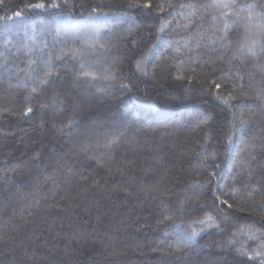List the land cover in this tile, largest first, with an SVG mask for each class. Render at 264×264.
<instances>
[{
    "label": "trees",
    "instance_id": "1",
    "mask_svg": "<svg viewBox=\"0 0 264 264\" xmlns=\"http://www.w3.org/2000/svg\"><path fill=\"white\" fill-rule=\"evenodd\" d=\"M261 25L264 0H0V264H261Z\"/></svg>",
    "mask_w": 264,
    "mask_h": 264
},
{
    "label": "snow or ice",
    "instance_id": "2",
    "mask_svg": "<svg viewBox=\"0 0 264 264\" xmlns=\"http://www.w3.org/2000/svg\"><path fill=\"white\" fill-rule=\"evenodd\" d=\"M235 6H236V0H214V7H216L218 10H221V9H229V10H231ZM31 7L44 8L45 5L40 3V4L32 5ZM51 7H56V5L53 4V5H51ZM144 7L145 8L150 7V4L145 3ZM182 7H184V6H182ZM188 7H191V5H188ZM244 7H247V9H248V20L250 22H251L253 16L259 17L261 15L260 13H254L253 12L254 5L249 4V5H246ZM161 10H163L162 6H161ZM242 10H243V8H242ZM16 15L19 16L20 13L17 12ZM226 15H227V13H225L223 11L221 12V17H224ZM213 19H215V17ZM229 27H230V25L228 23H225L224 28L228 29ZM261 27H264V25H261ZM250 30H251L250 28L246 27V32H249ZM258 46L260 47L261 51H264V45H261L258 40H256V39L246 40L244 43H241L240 47L237 49V54L243 55L245 52H247V53H250L252 55H256V49H257ZM81 67H83V65ZM137 67L138 68L140 67L139 63L137 64ZM84 74L88 75L89 73L85 72ZM45 75L47 76V75H49V73H45ZM45 82L46 81L44 79L40 80V83H42V84L45 83ZM216 87L219 88L220 85L217 84ZM33 91H35V88L33 89ZM258 95H261V93H258ZM224 102L227 103L228 101L224 100ZM31 111H32V109L28 108L27 112L25 113V115H27ZM229 207H231V205H229ZM206 220L212 221L213 217L211 215H208L206 217ZM193 223H197V222L194 221ZM198 223L204 224L205 221L201 220V221H198ZM188 235H190L192 237H195L196 235H198V233L196 232L195 229H193L191 231V233H189ZM246 235H248L249 239H253L254 238L253 234L250 231L248 233H246ZM228 243L232 244L233 241L230 240ZM261 248H264V244L261 245ZM236 251L238 253H240L241 255L246 254L245 250L242 247L241 248H237ZM254 255L256 257H261V264H264V252L256 251ZM253 258H254L253 256H249V259H253Z\"/></svg>",
    "mask_w": 264,
    "mask_h": 264
},
{
    "label": "rangeland",
    "instance_id": "3",
    "mask_svg": "<svg viewBox=\"0 0 264 264\" xmlns=\"http://www.w3.org/2000/svg\"><path fill=\"white\" fill-rule=\"evenodd\" d=\"M207 217V216H206ZM206 217L205 218H203V219H201V220H204L205 221V223L204 224H200V223H198V221H197V223H192L191 225L190 224H188V225H186V229H187V234H189V233H191V231L193 230V229H195L196 230V232L198 233V235L203 231V230H205L207 227H209V225L212 223V221H208V220H206ZM201 220H199V221H201ZM198 235H196V236H198ZM190 236V235H189ZM195 236V237H196ZM192 237V236H191ZM194 237V238H195ZM190 238V237H189ZM193 239V238H192Z\"/></svg>",
    "mask_w": 264,
    "mask_h": 264
}]
</instances>
